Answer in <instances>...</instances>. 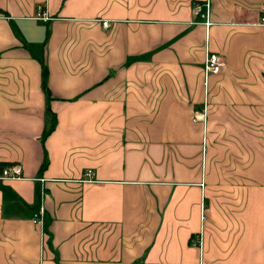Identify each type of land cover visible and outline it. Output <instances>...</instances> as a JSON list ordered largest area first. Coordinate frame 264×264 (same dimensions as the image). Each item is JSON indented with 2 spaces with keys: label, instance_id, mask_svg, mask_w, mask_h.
Returning a JSON list of instances; mask_svg holds the SVG:
<instances>
[{
  "label": "crops",
  "instance_id": "crops-1",
  "mask_svg": "<svg viewBox=\"0 0 264 264\" xmlns=\"http://www.w3.org/2000/svg\"><path fill=\"white\" fill-rule=\"evenodd\" d=\"M197 1L0 0V264H264V0Z\"/></svg>",
  "mask_w": 264,
  "mask_h": 264
},
{
  "label": "built area",
  "instance_id": "built-area-1",
  "mask_svg": "<svg viewBox=\"0 0 264 264\" xmlns=\"http://www.w3.org/2000/svg\"><path fill=\"white\" fill-rule=\"evenodd\" d=\"M209 7H210L209 0L197 1V2H194L192 5V11L195 13L199 12L201 9L204 8L205 14H206L205 23L207 25L211 23L208 17L209 12H210ZM34 17L40 18L43 20H47L50 18L42 3H38L36 5V13ZM257 23L260 25H264V2H262L260 5ZM102 25L104 27L108 26L109 21L107 19L102 20ZM223 65H224V60L221 55H219L216 51H211L209 49H206V53H205V57L203 60V65H202V71H203V75L205 78V82L207 81L208 75H210L211 73L218 72ZM196 119H200L203 123L206 122V106H204L203 109L197 115L193 117V120H196ZM93 175H94V171L92 168H87L83 172L84 179H91ZM0 176L1 177H20L22 176L21 163L13 162V163H7L3 165L1 168ZM35 180L39 183L37 185V192L39 195L40 202L37 205H35V207L33 208L31 220L35 225L40 227L41 231L44 232L46 229V224H47V219L45 215L46 213L45 207L42 202V198L46 194V189L43 184L44 177L36 176ZM191 243L197 246L199 250H202L203 238H202L201 231L193 235L191 239Z\"/></svg>",
  "mask_w": 264,
  "mask_h": 264
},
{
  "label": "trees",
  "instance_id": "trees-1",
  "mask_svg": "<svg viewBox=\"0 0 264 264\" xmlns=\"http://www.w3.org/2000/svg\"><path fill=\"white\" fill-rule=\"evenodd\" d=\"M46 78H47V69H46V66L43 64L42 69H41V86L45 90V92L47 93V98H48L49 94H48V89H47V84H46ZM55 124H56L55 113L50 112L49 123L44 127V130L42 133L43 139L55 127ZM46 163H47V158L44 157L42 164H41V168H43L46 165Z\"/></svg>",
  "mask_w": 264,
  "mask_h": 264
}]
</instances>
